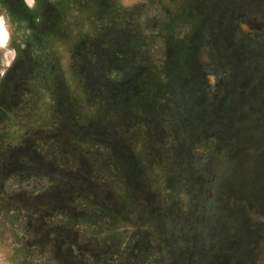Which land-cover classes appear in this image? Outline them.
Instances as JSON below:
<instances>
[{"label":"rangeland","instance_id":"obj_1","mask_svg":"<svg viewBox=\"0 0 264 264\" xmlns=\"http://www.w3.org/2000/svg\"><path fill=\"white\" fill-rule=\"evenodd\" d=\"M0 14V264H264V0Z\"/></svg>","mask_w":264,"mask_h":264},{"label":"clouds","instance_id":"obj_2","mask_svg":"<svg viewBox=\"0 0 264 264\" xmlns=\"http://www.w3.org/2000/svg\"><path fill=\"white\" fill-rule=\"evenodd\" d=\"M25 6L29 10H33L36 5V0H24ZM37 23H39V18H37ZM11 37V24L10 18L6 17L3 14H0V48H7L10 43ZM14 51V49H9ZM8 53L5 52V62L3 66L0 67V77H4L7 74V71L12 67V63L7 60Z\"/></svg>","mask_w":264,"mask_h":264}]
</instances>
